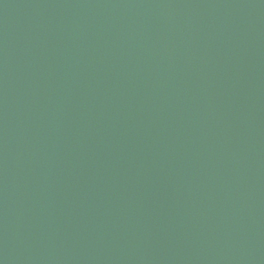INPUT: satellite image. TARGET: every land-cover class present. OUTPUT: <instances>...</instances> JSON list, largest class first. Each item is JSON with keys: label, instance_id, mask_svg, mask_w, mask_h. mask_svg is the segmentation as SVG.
Listing matches in <instances>:
<instances>
[{"label": "water", "instance_id": "obj_1", "mask_svg": "<svg viewBox=\"0 0 264 264\" xmlns=\"http://www.w3.org/2000/svg\"><path fill=\"white\" fill-rule=\"evenodd\" d=\"M0 264H264V0H0Z\"/></svg>", "mask_w": 264, "mask_h": 264}]
</instances>
